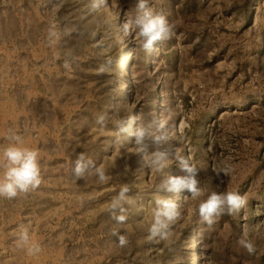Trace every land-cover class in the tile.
I'll list each match as a JSON object with an SVG mask.
<instances>
[{"label": "rangeland", "instance_id": "1", "mask_svg": "<svg viewBox=\"0 0 264 264\" xmlns=\"http://www.w3.org/2000/svg\"><path fill=\"white\" fill-rule=\"evenodd\" d=\"M91 5L0 0V144L20 135L42 176L36 189L0 197V264H264V0H148L174 26L150 52L123 31L137 0ZM129 119L166 139L139 152L118 128ZM156 151L169 154L163 172L145 163ZM81 153L106 182L73 175ZM177 156L200 169L194 199L160 188L185 174ZM124 185L135 203L117 224L109 206ZM225 191L247 205L208 225L199 205ZM157 198L181 214L167 240L149 238ZM245 231L255 254L239 243Z\"/></svg>", "mask_w": 264, "mask_h": 264}, {"label": "clouds", "instance_id": "2", "mask_svg": "<svg viewBox=\"0 0 264 264\" xmlns=\"http://www.w3.org/2000/svg\"><path fill=\"white\" fill-rule=\"evenodd\" d=\"M105 0H92L91 7L95 10L104 4ZM137 14L123 24L125 35L134 34L140 42V47L150 52L157 43L168 40L174 34V26L168 19L155 13L149 6L148 0H137ZM105 117L100 116L98 123L103 124ZM132 121H120L118 128L120 133L129 134L135 137L137 150L141 153L146 151V140L153 139L145 128L132 130ZM9 141L7 144H0V197L12 199L19 193H26L29 190L36 189L42 181L41 167L39 161V152L27 146H24L23 138L12 132L6 137ZM166 137H156L154 143H160ZM182 171L185 173L181 176L168 174L161 182V190L167 193L178 194L183 190L191 193V198L201 195L202 189L197 179L200 169L194 164H190L187 159L177 156ZM148 167L154 171L163 172L171 164L169 154L165 151H156L150 154V158L145 161ZM73 175L79 180L87 175H95L101 183L106 182L109 177L106 175L102 166L87 159L83 153L77 156L72 169ZM230 172L229 167H224L217 172L226 176ZM127 185L121 187L119 193L112 199L110 210L112 218L117 224H123L127 220L126 205L135 203L134 198L129 196ZM247 205L244 196L235 191H225L221 193L212 192L208 198L199 205V216L201 220L208 225H212L216 218L222 215L238 214ZM178 204L171 198H157L155 207L152 209V223L148 229L150 239L167 240L169 237L170 226L180 217ZM118 236V242L121 247L125 246L128 241L125 235L113 232ZM245 231L239 243L247 252L252 255L256 252L254 243L247 238ZM21 239L28 240V230L24 228ZM38 250V249H37Z\"/></svg>", "mask_w": 264, "mask_h": 264}, {"label": "trees", "instance_id": "3", "mask_svg": "<svg viewBox=\"0 0 264 264\" xmlns=\"http://www.w3.org/2000/svg\"><path fill=\"white\" fill-rule=\"evenodd\" d=\"M127 94V93H126ZM191 225L190 224H188V226H187V228H185V231H187L188 233H190L191 232Z\"/></svg>", "mask_w": 264, "mask_h": 264}]
</instances>
